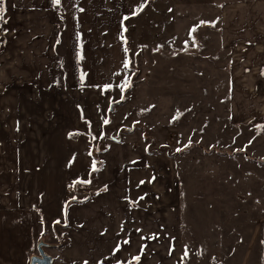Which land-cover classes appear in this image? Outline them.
<instances>
[{"label":"crops","instance_id":"1","mask_svg":"<svg viewBox=\"0 0 264 264\" xmlns=\"http://www.w3.org/2000/svg\"><path fill=\"white\" fill-rule=\"evenodd\" d=\"M148 1L0 0V264H31L41 245L54 264H181V227L170 201H161L160 166L150 163L111 185L103 210L109 226L81 231L66 212L68 186L81 179L74 173L89 171L84 142L123 130V120L111 119L116 109L123 112V26ZM221 7V21L202 28L219 31L228 57L233 123L254 127L258 137L264 135V1ZM123 147L116 154L123 174L156 155L133 144L123 155ZM64 235L71 247L60 243ZM96 239L102 251L88 250ZM258 244L249 252L260 253L264 264V241Z\"/></svg>","mask_w":264,"mask_h":264},{"label":"rangeland","instance_id":"2","mask_svg":"<svg viewBox=\"0 0 264 264\" xmlns=\"http://www.w3.org/2000/svg\"><path fill=\"white\" fill-rule=\"evenodd\" d=\"M255 1L264 0H149L125 22L123 112L116 109L111 118L123 120V130L84 142L89 171L73 172L81 179L68 186L67 217L75 218L81 231L98 230L99 223L109 226L103 210L111 185L153 163L161 167L158 182L166 193L161 201H170L181 227V264H262L260 253L249 251L260 238L264 241V135L256 137L254 127L233 123L228 57L218 46L219 31L202 28L215 17L214 22L221 21L223 4ZM59 66L65 70V63ZM59 79L66 82L62 75ZM111 119L109 128L117 133ZM130 144L156 155L123 174V158L116 154L119 145L127 154ZM104 181L109 184L100 186ZM69 229L64 226L68 238ZM99 241L90 240L95 243L88 250L102 251ZM60 243L72 245L65 235ZM45 252L52 256L50 249Z\"/></svg>","mask_w":264,"mask_h":264},{"label":"water","instance_id":"3","mask_svg":"<svg viewBox=\"0 0 264 264\" xmlns=\"http://www.w3.org/2000/svg\"><path fill=\"white\" fill-rule=\"evenodd\" d=\"M31 264H54L51 256L47 255L42 245L39 247V254L31 258Z\"/></svg>","mask_w":264,"mask_h":264},{"label":"snow or ice","instance_id":"4","mask_svg":"<svg viewBox=\"0 0 264 264\" xmlns=\"http://www.w3.org/2000/svg\"><path fill=\"white\" fill-rule=\"evenodd\" d=\"M56 2L59 3V0H56ZM3 15H4V10L2 8H0V19H3ZM127 66L128 65L126 64L125 67H127Z\"/></svg>","mask_w":264,"mask_h":264},{"label":"trees","instance_id":"5","mask_svg":"<svg viewBox=\"0 0 264 264\" xmlns=\"http://www.w3.org/2000/svg\"><path fill=\"white\" fill-rule=\"evenodd\" d=\"M97 171H98V170H97ZM88 185H90V184H88ZM84 201H87V200H84ZM72 202H77V200L73 199Z\"/></svg>","mask_w":264,"mask_h":264},{"label":"flooded vegetation","instance_id":"6","mask_svg":"<svg viewBox=\"0 0 264 264\" xmlns=\"http://www.w3.org/2000/svg\"><path fill=\"white\" fill-rule=\"evenodd\" d=\"M47 254V253H46Z\"/></svg>","mask_w":264,"mask_h":264}]
</instances>
